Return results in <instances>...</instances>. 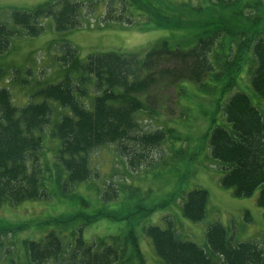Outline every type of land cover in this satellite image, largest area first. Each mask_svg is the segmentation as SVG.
I'll return each instance as SVG.
<instances>
[{"label": "trees", "instance_id": "obj_1", "mask_svg": "<svg viewBox=\"0 0 264 264\" xmlns=\"http://www.w3.org/2000/svg\"><path fill=\"white\" fill-rule=\"evenodd\" d=\"M203 1L212 6L217 23L206 20L204 26L214 24L215 27L212 30V26L209 28L212 32L208 36H198L191 47L162 41L143 57L104 52L80 58L72 44L63 43L62 54L55 58L59 64L60 74L58 69L56 72L59 77L53 83L37 87L33 96L39 97V102L31 100L26 105L15 106L9 90L0 87V208L6 202L15 205L26 200L49 198L47 183L53 178L59 186L66 187L88 180L92 174L89 155L97 148L118 144L116 150L128 152L130 148L134 150L129 142L143 148L160 145L171 129L144 132L142 124L136 119L138 111H149L145 101L147 92L159 83L167 86L183 80L202 86L207 73L214 68L211 58L219 67L237 68L245 52L252 50L256 66L252 69L250 82L262 99L264 108L262 2H259L257 19L253 24L235 27L224 16V9L229 8L230 1L236 0ZM84 2L56 0L30 9L11 8L9 16L16 28L9 29L0 17V53L8 49L16 29L19 34L22 31L31 37L39 35L43 31L42 19L51 18L58 33L82 26ZM124 3L128 9L132 6L136 15L140 10L151 13L152 6L161 12H169L171 9L168 8H172V15L162 17L166 21L173 20L168 24L171 27L179 24L176 16L192 13L191 8H186V3L178 6L172 0H124ZM196 12L204 11L196 9ZM155 16L159 15H152L157 18ZM102 19L104 23L121 20L118 15H104ZM127 20L130 22L129 18ZM225 37L235 42L234 56H222L213 51L216 41L218 48L223 49ZM51 103H55L56 112L52 110ZM65 109L67 112H64ZM223 113L230 130L222 125H213L209 135L211 156L223 166L220 185L232 189L233 195L239 198L250 196L260 187L256 202L264 209L263 115L249 97L240 92L227 99ZM44 135L57 139L59 143L51 163L57 167L56 177L52 175L49 163L43 159ZM134 153L129 157V163L135 166L134 163L139 160L134 161ZM207 201L208 193L203 188L189 191L183 200V215L192 221L202 220ZM78 215H70L65 222L75 220ZM85 218L88 224L96 220L98 214ZM167 223L166 228H144L161 264H216L203 248L192 241L180 239L171 223ZM26 226L1 227L0 244L1 236ZM76 229L78 234H73L74 240L69 248H64L53 230L39 240H20L28 264H47L50 260L53 264H126L133 257L143 264V256L132 232L127 237L133 252L128 253L116 242L117 239H113L112 244L101 238L88 244L82 237V225ZM205 236L211 254L221 257L220 264H264V251L260 247L253 242H232L225 227L218 222L207 227Z\"/></svg>", "mask_w": 264, "mask_h": 264}, {"label": "rangeland", "instance_id": "obj_2", "mask_svg": "<svg viewBox=\"0 0 264 264\" xmlns=\"http://www.w3.org/2000/svg\"><path fill=\"white\" fill-rule=\"evenodd\" d=\"M48 1L56 0H0L1 20L9 29L15 30L9 16L11 8L30 9ZM79 1L86 2L82 26L58 33L51 18L42 19L43 31L39 35L31 37L22 31L19 34L16 29L8 49L0 53V87L9 90L15 106L26 105L31 100L39 102V97L33 96L37 87L57 80L60 69L55 58L62 54L63 43L72 44L80 58L104 52L143 57L162 41L191 47L198 36H208L215 27L214 24L204 26L206 20L217 23L212 6L203 0H172L178 6L186 3V8L192 9V13L183 14L182 18L175 17L179 23L175 27L168 25L173 20L162 18L172 15V8H168L171 9L169 12H161L152 6L151 13L140 10L138 16L132 6L128 9L124 5V0ZM260 1L261 10H264V0L230 1L224 16L235 27L249 26L257 19ZM196 9L204 12L197 13ZM151 14L159 16L154 18ZM104 15H118L121 20L104 23ZM214 47L213 51L219 55L234 56L235 42H231L230 37L223 39V49L218 48V41ZM211 61L214 68L207 73L202 86L183 80L167 86L159 83L147 92L145 101L149 111H138L136 119L144 132L171 129L160 145L143 148L129 142L134 150L130 148L128 152L116 150L118 144L105 145L89 155L92 174L88 180L66 187L59 186L53 178L47 183L49 198L26 200L15 205L4 203L0 208V228L17 224L27 226L1 236L0 264H11L12 261L28 264L25 248L19 241L39 240L50 230L58 234L64 248H69L73 234H78L76 228L79 225H82L86 243L101 238L112 244L113 239H117L128 253L133 252L127 237L132 232L143 264H161L144 228H166L167 222L180 239L203 248L216 264L222 259L211 254L205 236L207 227L214 222L225 227L232 242H253L264 251V209L256 202L260 187L242 198L234 196L232 189L222 187L223 166L212 158L209 147L213 125L230 130L223 107L232 94H246L264 118L262 99L250 82L252 69L256 66L255 57L252 50L246 51L237 68L231 69L219 67L213 58ZM57 69L59 74L56 75ZM51 106L56 112L55 103ZM58 147L57 139L44 135L43 159L49 163L55 177L57 167L51 163ZM134 152V161L139 160L135 166L129 163ZM195 188H203L208 193L205 216L200 221L188 219L181 209L185 195ZM74 213H79L75 220L65 222ZM94 214H98V218L86 224L85 217ZM53 263L52 260L47 262ZM126 264H139V260L133 257Z\"/></svg>", "mask_w": 264, "mask_h": 264}]
</instances>
